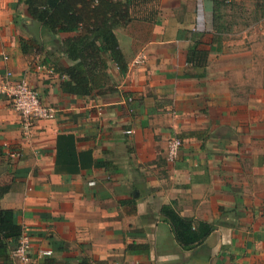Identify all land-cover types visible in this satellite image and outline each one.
Returning <instances> with one entry per match:
<instances>
[{
    "label": "crops",
    "instance_id": "obj_1",
    "mask_svg": "<svg viewBox=\"0 0 264 264\" xmlns=\"http://www.w3.org/2000/svg\"><path fill=\"white\" fill-rule=\"evenodd\" d=\"M212 8L161 0L157 23L118 28L128 70L110 62L113 90L80 96L49 67L60 55L42 25L44 51L22 49L35 39L25 2L0 0V84L12 71L59 109L27 137L0 94V210L30 235L34 264H264V92L240 99L190 61L195 40L212 39ZM165 205L214 231L184 247Z\"/></svg>",
    "mask_w": 264,
    "mask_h": 264
},
{
    "label": "trees",
    "instance_id": "obj_2",
    "mask_svg": "<svg viewBox=\"0 0 264 264\" xmlns=\"http://www.w3.org/2000/svg\"><path fill=\"white\" fill-rule=\"evenodd\" d=\"M27 5L30 18L42 23L44 33L53 36L60 57L49 59V67L62 77V90L80 96H89L112 91L110 85V62L115 63L121 73L128 64L120 47L116 30L132 21L157 23L161 13V0H22ZM211 0L212 36L209 49L206 42L195 40L190 47V61L204 62L203 51L222 49V32L227 31L224 20L225 1ZM232 1V0H228ZM255 7L264 10V0H255ZM224 31V32H225ZM75 32L76 35L62 39L59 34ZM37 48L44 51L42 44L33 39L22 42V49L29 52ZM198 61V62H199ZM205 66L204 63L201 64ZM164 218L172 225L175 237L186 248L202 243L215 229L206 221H195L181 216L171 205L162 208ZM23 229L12 210H0V264H15L12 251L18 247Z\"/></svg>",
    "mask_w": 264,
    "mask_h": 264
},
{
    "label": "rangeland",
    "instance_id": "obj_3",
    "mask_svg": "<svg viewBox=\"0 0 264 264\" xmlns=\"http://www.w3.org/2000/svg\"><path fill=\"white\" fill-rule=\"evenodd\" d=\"M254 2L225 1L222 8L227 15L224 19L227 31L221 33L222 49L201 52L207 66H211L212 74L233 83L240 99L251 94L256 96L260 90L264 92V10H258ZM204 32L210 34L211 30ZM209 41L205 49L210 48Z\"/></svg>",
    "mask_w": 264,
    "mask_h": 264
},
{
    "label": "built area",
    "instance_id": "obj_4",
    "mask_svg": "<svg viewBox=\"0 0 264 264\" xmlns=\"http://www.w3.org/2000/svg\"><path fill=\"white\" fill-rule=\"evenodd\" d=\"M144 55L135 58V64H142ZM0 94H4L11 102L12 107L20 115L21 126L27 137L31 136L37 122L41 119H53L57 116L59 109L51 104L45 103L40 92L34 88L26 77H16L12 71L6 72V79L0 84ZM183 145L182 140L174 138L168 144V159L174 160L178 156ZM32 239L23 231L19 245L12 253V259L19 264H34L31 256ZM51 254V251L44 252Z\"/></svg>",
    "mask_w": 264,
    "mask_h": 264
},
{
    "label": "water",
    "instance_id": "obj_5",
    "mask_svg": "<svg viewBox=\"0 0 264 264\" xmlns=\"http://www.w3.org/2000/svg\"><path fill=\"white\" fill-rule=\"evenodd\" d=\"M41 25L42 23L40 21L32 19V23L28 26L29 32L40 43L42 42Z\"/></svg>",
    "mask_w": 264,
    "mask_h": 264
}]
</instances>
